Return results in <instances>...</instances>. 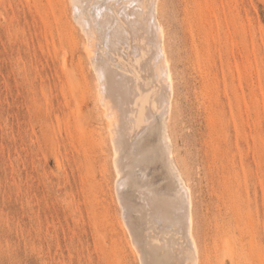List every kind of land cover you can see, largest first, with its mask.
Returning <instances> with one entry per match:
<instances>
[{
  "label": "rangeland",
  "instance_id": "obj_1",
  "mask_svg": "<svg viewBox=\"0 0 264 264\" xmlns=\"http://www.w3.org/2000/svg\"><path fill=\"white\" fill-rule=\"evenodd\" d=\"M158 13L200 264H264V0ZM76 23L69 0H0V264H139Z\"/></svg>",
  "mask_w": 264,
  "mask_h": 264
},
{
  "label": "bare ground",
  "instance_id": "obj_2",
  "mask_svg": "<svg viewBox=\"0 0 264 264\" xmlns=\"http://www.w3.org/2000/svg\"><path fill=\"white\" fill-rule=\"evenodd\" d=\"M69 1L86 38L113 149L117 203L139 264H200L192 191L168 128L174 84L159 0Z\"/></svg>",
  "mask_w": 264,
  "mask_h": 264
},
{
  "label": "snow or ice",
  "instance_id": "obj_3",
  "mask_svg": "<svg viewBox=\"0 0 264 264\" xmlns=\"http://www.w3.org/2000/svg\"><path fill=\"white\" fill-rule=\"evenodd\" d=\"M162 31V30H161Z\"/></svg>",
  "mask_w": 264,
  "mask_h": 264
}]
</instances>
